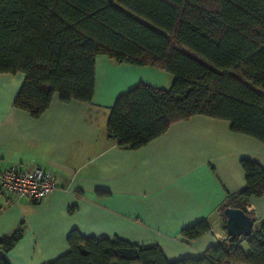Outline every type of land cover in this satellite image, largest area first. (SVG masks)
Masks as SVG:
<instances>
[{
  "label": "trees",
  "instance_id": "obj_1",
  "mask_svg": "<svg viewBox=\"0 0 264 264\" xmlns=\"http://www.w3.org/2000/svg\"><path fill=\"white\" fill-rule=\"evenodd\" d=\"M97 54L173 77L169 88L139 83L116 97L106 131L119 147L140 148L195 114L226 119L232 131L264 144V0H0V73L24 74L15 108L37 118L54 93L61 102H90ZM239 164L245 186L222 203L223 229V208L247 213L249 198L264 194V169L248 158ZM208 232L201 220L180 235ZM21 234L22 224L0 237V264ZM238 238L168 261L155 244L73 229L69 250L47 264H264V220Z\"/></svg>",
  "mask_w": 264,
  "mask_h": 264
},
{
  "label": "crops",
  "instance_id": "obj_2",
  "mask_svg": "<svg viewBox=\"0 0 264 264\" xmlns=\"http://www.w3.org/2000/svg\"><path fill=\"white\" fill-rule=\"evenodd\" d=\"M23 77L0 73V171L38 165L52 172L56 189L39 203L0 192V237L22 224L20 239L3 255L8 264L53 261L69 250L73 229L155 244L168 261L200 257L227 238L220 207L245 186L241 158L264 169L262 142L232 131L226 119L195 114L140 148L119 147L106 131L110 108L139 83L169 88L172 75L157 67L97 54L90 102H61L54 93L37 118L12 105ZM245 209L254 228L264 220V194L249 198ZM201 220L210 232L194 240L180 235Z\"/></svg>",
  "mask_w": 264,
  "mask_h": 264
},
{
  "label": "built area",
  "instance_id": "obj_3",
  "mask_svg": "<svg viewBox=\"0 0 264 264\" xmlns=\"http://www.w3.org/2000/svg\"><path fill=\"white\" fill-rule=\"evenodd\" d=\"M55 189L56 178L52 172L38 165L28 168L13 165L0 171V192L6 198L23 197L39 203Z\"/></svg>",
  "mask_w": 264,
  "mask_h": 264
},
{
  "label": "water",
  "instance_id": "obj_4",
  "mask_svg": "<svg viewBox=\"0 0 264 264\" xmlns=\"http://www.w3.org/2000/svg\"><path fill=\"white\" fill-rule=\"evenodd\" d=\"M225 218V230L228 240L234 237L245 238L253 231V220L242 209L225 207L222 210Z\"/></svg>",
  "mask_w": 264,
  "mask_h": 264
},
{
  "label": "rangeland",
  "instance_id": "obj_5",
  "mask_svg": "<svg viewBox=\"0 0 264 264\" xmlns=\"http://www.w3.org/2000/svg\"><path fill=\"white\" fill-rule=\"evenodd\" d=\"M221 226H222V224H221Z\"/></svg>",
  "mask_w": 264,
  "mask_h": 264
}]
</instances>
